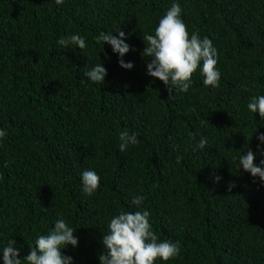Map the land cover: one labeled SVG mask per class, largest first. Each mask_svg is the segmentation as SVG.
<instances>
[{"label": "trees", "instance_id": "1", "mask_svg": "<svg viewBox=\"0 0 264 264\" xmlns=\"http://www.w3.org/2000/svg\"><path fill=\"white\" fill-rule=\"evenodd\" d=\"M174 2L189 34L217 49L219 87H205L198 70L187 92L169 98L147 74L143 35ZM120 30L130 70L96 43L102 31ZM73 34L85 49L57 44ZM98 63L104 83L82 82ZM260 95L264 0H0V129L8 133L0 142V249L14 239L24 257L63 218L78 245L62 254L100 264L110 219L148 211L160 240L180 242L166 264H264V183L238 169L248 149L257 166L264 159V120L247 109ZM125 129L139 144L121 152ZM85 170L100 177L91 196L82 190ZM136 195L146 197L139 207Z\"/></svg>", "mask_w": 264, "mask_h": 264}, {"label": "clouds", "instance_id": "2", "mask_svg": "<svg viewBox=\"0 0 264 264\" xmlns=\"http://www.w3.org/2000/svg\"><path fill=\"white\" fill-rule=\"evenodd\" d=\"M57 5L63 0H55ZM182 8L179 3H172L166 14L159 20L154 34L143 35L146 47L141 53L147 62V74L161 81L173 96L174 89L187 92L191 86L193 75L199 70L205 87H219L220 72L217 70L218 53L212 41L205 37L201 39L197 32H188L187 25L181 18ZM96 43L108 44L121 59L119 64L124 69H132L131 62L125 63L122 57L130 51L125 40V33L120 30L116 35L101 32ZM57 44L63 48L75 46L80 50L87 47L85 39L79 34L61 37ZM202 64V67H201ZM107 71L102 63H98L84 72L87 79L82 82L104 83ZM251 113H258L264 120V95L254 96L247 104ZM8 133L0 129V142ZM259 151L264 152V134L259 135ZM139 144L137 134L127 129L119 133V150L125 152L129 145ZM206 138H201L199 148L204 149ZM2 146V145H0ZM240 153V152H237ZM255 154L248 149L238 156V169L242 168L253 178L258 177L264 183V159L257 166L254 163ZM83 192L91 196L100 186V177L93 170H85L81 176ZM220 177H216L219 182ZM235 187L229 184L228 188ZM146 199L143 195L133 197L131 203L139 207ZM148 211H121L114 215L107 224L106 233L102 234L103 251L99 254L100 264H155L157 260L168 262L179 256L181 245L179 241L160 240L149 222ZM74 230L63 218H58L54 227L46 235H39L34 245L29 247L26 256L21 257L20 249L14 239H9L6 246L0 249L3 264H73L71 256H65L62 251L69 245L75 248L78 238Z\"/></svg>", "mask_w": 264, "mask_h": 264}]
</instances>
